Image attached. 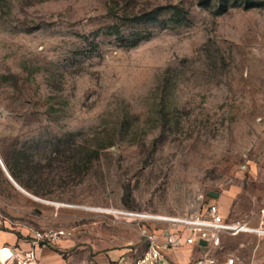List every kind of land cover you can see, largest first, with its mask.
Returning a JSON list of instances; mask_svg holds the SVG:
<instances>
[{
    "label": "rangeland",
    "instance_id": "374dc122",
    "mask_svg": "<svg viewBox=\"0 0 264 264\" xmlns=\"http://www.w3.org/2000/svg\"><path fill=\"white\" fill-rule=\"evenodd\" d=\"M0 160L4 231L71 253L141 251L109 209L261 219L264 0H0Z\"/></svg>",
    "mask_w": 264,
    "mask_h": 264
},
{
    "label": "built area",
    "instance_id": "2783aa9c",
    "mask_svg": "<svg viewBox=\"0 0 264 264\" xmlns=\"http://www.w3.org/2000/svg\"><path fill=\"white\" fill-rule=\"evenodd\" d=\"M110 214L131 220L142 238L141 251L135 250L129 257L121 256L116 264H182L170 256L180 251L187 253L185 264H242L227 252L225 239L245 234L264 240L263 216L256 225L250 220L231 219L215 203L207 204L194 215L167 216L126 210H114ZM6 223L0 202V229ZM151 224H160L162 228H151ZM71 234L66 230H32L26 240L27 250L19 253L16 247L0 248V264H36L38 248L53 247ZM260 264H264V259Z\"/></svg>",
    "mask_w": 264,
    "mask_h": 264
},
{
    "label": "crops",
    "instance_id": "0c3cea01",
    "mask_svg": "<svg viewBox=\"0 0 264 264\" xmlns=\"http://www.w3.org/2000/svg\"><path fill=\"white\" fill-rule=\"evenodd\" d=\"M259 220L260 218L255 219L252 223L256 225ZM101 243L96 244V246L91 244V248L96 247L98 249L96 254L93 252L91 257L90 250L92 249L89 245L81 246L79 252H69L68 249L73 245L71 240L62 241L53 247H41L35 252L36 264H116L117 258L121 256V250L109 248L108 251L101 252L102 250L98 248L103 246ZM225 245L227 252L234 254L242 264H260L264 259V240L255 236L244 234L226 238ZM1 247H16L20 249L18 252L21 253L27 250L29 245L26 240L19 238L17 234L0 229ZM170 256L178 263L185 264L188 261L186 252H175Z\"/></svg>",
    "mask_w": 264,
    "mask_h": 264
},
{
    "label": "bare ground",
    "instance_id": "6f19581e",
    "mask_svg": "<svg viewBox=\"0 0 264 264\" xmlns=\"http://www.w3.org/2000/svg\"><path fill=\"white\" fill-rule=\"evenodd\" d=\"M1 161V160H0ZM5 168V167H4ZM6 170V169H5ZM6 173L9 175V173H8V171L6 170ZM10 176V175H9ZM11 177V176H10ZM12 180H13V178H11ZM14 181V180H13ZM15 182V181H14ZM15 184H16V186H17V189L18 190H20L22 193H24L25 195H27L28 197H31L32 199H34V200H36V201H39V202H42V203H45V204H53V205H60V204H58V203H54V202H49V201H47V200H44V199H41V198H38V197H36V196H34V195H32V194H30V193H28L26 190H24L20 185H18L16 182H15ZM62 205V204H61ZM88 210H91V211H99V212H104L105 211V213H112V211H114L113 209L112 210H101V209H88Z\"/></svg>",
    "mask_w": 264,
    "mask_h": 264
},
{
    "label": "water",
    "instance_id": "95a60500",
    "mask_svg": "<svg viewBox=\"0 0 264 264\" xmlns=\"http://www.w3.org/2000/svg\"><path fill=\"white\" fill-rule=\"evenodd\" d=\"M5 173H6V171H5ZM6 176H7L8 180L17 188L15 182L11 179V177L7 173H6ZM201 244L204 245V243H201Z\"/></svg>",
    "mask_w": 264,
    "mask_h": 264
},
{
    "label": "trees",
    "instance_id": "16d2710c",
    "mask_svg": "<svg viewBox=\"0 0 264 264\" xmlns=\"http://www.w3.org/2000/svg\"><path fill=\"white\" fill-rule=\"evenodd\" d=\"M14 180V179H13ZM15 181V180H14ZM17 183V182H16ZM18 184V183H17ZM19 185V184H18Z\"/></svg>",
    "mask_w": 264,
    "mask_h": 264
}]
</instances>
